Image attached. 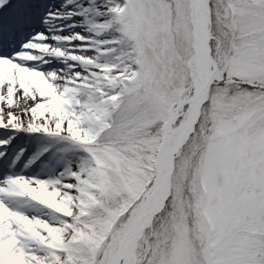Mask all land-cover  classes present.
Returning <instances> with one entry per match:
<instances>
[{
  "label": "snow or ice",
  "instance_id": "1",
  "mask_svg": "<svg viewBox=\"0 0 264 264\" xmlns=\"http://www.w3.org/2000/svg\"><path fill=\"white\" fill-rule=\"evenodd\" d=\"M0 264H264V0H0Z\"/></svg>",
  "mask_w": 264,
  "mask_h": 264
}]
</instances>
